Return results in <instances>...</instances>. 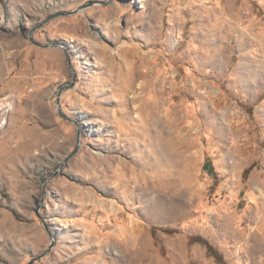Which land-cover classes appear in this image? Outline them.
<instances>
[{
    "label": "rangeland",
    "instance_id": "374dc122",
    "mask_svg": "<svg viewBox=\"0 0 264 264\" xmlns=\"http://www.w3.org/2000/svg\"><path fill=\"white\" fill-rule=\"evenodd\" d=\"M0 264H264V0H0Z\"/></svg>",
    "mask_w": 264,
    "mask_h": 264
},
{
    "label": "trees",
    "instance_id": "16d2710c",
    "mask_svg": "<svg viewBox=\"0 0 264 264\" xmlns=\"http://www.w3.org/2000/svg\"><path fill=\"white\" fill-rule=\"evenodd\" d=\"M212 165L210 161H206L205 164L203 165V168L208 174H212L214 172V169H212Z\"/></svg>",
    "mask_w": 264,
    "mask_h": 264
},
{
    "label": "bare ground",
    "instance_id": "6f19581e",
    "mask_svg": "<svg viewBox=\"0 0 264 264\" xmlns=\"http://www.w3.org/2000/svg\"><path fill=\"white\" fill-rule=\"evenodd\" d=\"M99 50H101V51H104L105 49L104 48H101V47H99ZM159 142V141H158ZM158 145V144H157ZM162 145V144H161ZM163 154L165 155V156H163L164 158H163V160L164 161H166L167 160V156H168V154H167V152H166V150H165V148H164V150H163Z\"/></svg>",
    "mask_w": 264,
    "mask_h": 264
}]
</instances>
